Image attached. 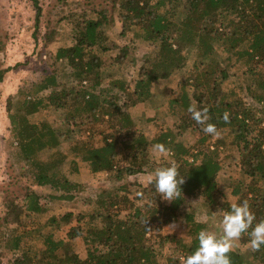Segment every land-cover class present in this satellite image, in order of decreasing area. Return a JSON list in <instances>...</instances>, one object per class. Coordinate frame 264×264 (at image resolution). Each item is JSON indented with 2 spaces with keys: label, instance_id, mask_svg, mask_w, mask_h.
I'll return each instance as SVG.
<instances>
[{
  "label": "trees",
  "instance_id": "trees-1",
  "mask_svg": "<svg viewBox=\"0 0 264 264\" xmlns=\"http://www.w3.org/2000/svg\"><path fill=\"white\" fill-rule=\"evenodd\" d=\"M108 2L114 10L119 9L122 26L119 35L125 37L134 25L138 31L134 32L133 39L151 49L138 68L133 90H128L123 81L102 86L97 55L98 51L108 52L110 42L102 20L91 17L85 18L82 24H74L72 46L59 48L56 57L67 61L71 67L69 77L75 84L60 88L56 74H46L33 84L15 112L9 113L11 133L21 149L20 161H24L30 173L31 184L37 189L49 188L52 193L44 197L57 201H72L81 189L77 180L79 162L85 163L93 174L104 172L109 178L123 182L126 176L152 172L174 161L179 177H184L179 198L168 205L161 203L152 181L141 189V195L135 197L132 205L137 200L146 203L132 206V212L122 217L120 204L126 205L129 200L120 191H127L126 184L106 188L87 201L89 205L93 201L94 207L77 217L84 227H74L65 241L56 240L52 233L44 234L41 231L44 226L36 221L20 222L22 217L46 211L39 190H28L20 202L6 203L0 225V248L4 254H18L13 264H180V258L191 254L197 246L196 234L207 228L198 222L195 213L188 211L190 200H201L208 214L222 207L227 210L232 202L217 181L223 170L218 150L222 142H210L211 136L199 127L208 123L217 131L232 133L240 148L237 157L240 171L250 180L248 184L234 182L229 189L230 196L235 202L247 199L256 220L264 219V127H260L264 122V0ZM175 3L186 11L179 23L173 21L175 9L168 8ZM136 49L131 42L128 49L120 50L115 62L122 64L130 50ZM220 52L226 57L220 58ZM189 61L190 75L183 95L168 102L167 114L173 119L172 126L149 136L134 123L129 112L131 107L145 106L151 100L154 83L183 72ZM128 62L132 66L136 63L135 60ZM232 78L239 83L231 81ZM46 91L49 94L41 96ZM245 97L251 101L250 105L243 102ZM69 100L72 113L68 125L73 120L85 119L84 115L86 119L101 116L109 123L110 132L104 135L100 147L82 141L70 148L69 154L55 150L50 161H45L42 154L56 149L61 144L60 138L49 122L37 126L28 116L54 103L61 109L67 108ZM190 108L206 109L208 119L197 123ZM225 113L227 121L223 119ZM197 125L200 137L194 150L184 146L180 138L190 128L195 131ZM72 131L67 128L63 135L69 139ZM157 143L166 148V159L159 164L152 162L149 154ZM213 145L215 148L211 149ZM125 160L129 163L121 165ZM71 218L72 214H67L63 220L68 222ZM181 220L187 226L186 238L166 235L159 238L155 247L152 235ZM54 223L56 220L51 218L50 226ZM76 238L82 239L85 258L76 252ZM248 239L246 234L238 239L244 249L230 251L231 264H264V246L252 250ZM166 246L172 249L173 256L162 259Z\"/></svg>",
  "mask_w": 264,
  "mask_h": 264
},
{
  "label": "rangeland",
  "instance_id": "rangeland-1",
  "mask_svg": "<svg viewBox=\"0 0 264 264\" xmlns=\"http://www.w3.org/2000/svg\"><path fill=\"white\" fill-rule=\"evenodd\" d=\"M37 5H36V4ZM172 5L168 8L175 9L174 23H179L185 16L184 7ZM37 8L40 15L37 17ZM118 10L112 8L108 0H0V225L2 224L3 212L6 203L10 201L20 202L24 193L28 190H39L43 199L41 203L45 207V212L38 215H31L20 218V222L27 224L36 221L38 225L44 226L41 230L44 234L52 233L56 240H67L69 232L74 227H84V223L77 220L78 214L90 210L94 207L87 203L94 198L101 190L106 188H118L121 184H126L127 191H120L121 196L128 198L126 205L120 204L121 216L130 214L134 207L142 206L144 201L137 200L132 205L135 197L141 195V189L148 187L152 179L151 172L140 173L134 176H126L123 182L109 178L104 172L93 174L89 167L79 162L80 174L78 181L81 189L76 193L72 201H57L50 197H44L52 193L49 188L37 189L32 185V178L24 164L20 161V147L11 133V123L9 113H14L17 105L28 96L33 84H37L46 74H56L60 88H70L75 83L69 77L71 67L65 60H57L59 48L72 46L71 28L76 23H81L85 18H97L102 20L107 36L110 38L108 52H99L98 57L101 62L99 74L103 87H107L114 81H123L132 91L135 81L138 78V68L142 65V59L150 53V48L138 40H134V32L138 27L132 25L125 37L120 36L122 30L118 17ZM82 24V23H81ZM131 42L137 46L136 51L129 52L122 64L115 62L120 55V50L124 47L128 49ZM226 55L220 52V58ZM128 60H135L134 66ZM190 61L188 67L180 73H175L169 80L156 81L152 89L151 100L144 106L138 104L130 109L131 117L139 129L149 136L159 134L172 126L173 119L167 114L168 102L183 95V88L189 78L191 69ZM237 82L236 78L231 81ZM229 85V84H228ZM58 87V90H61ZM227 87V86H226ZM50 91H46L41 96H47ZM244 97V95H242ZM120 100L119 104H122ZM246 105L251 101L243 98ZM60 105H48L39 112L28 116L32 124L40 126L44 122H49L56 130L61 144L54 150H45L42 159L50 161V157L57 150L58 152L69 154V149L79 146L83 142H89L92 146L100 147L103 144L104 135L110 132L109 123L106 118L100 116L97 119L89 118L77 119L68 125L70 114L72 113V102L69 100L67 108L61 109ZM13 110V111H12ZM12 111V112H10ZM205 125L199 127L203 129ZM196 127V125H195ZM260 127H264V122ZM73 130L70 138L63 135L66 129ZM198 125L195 131L188 129L180 138L184 146L194 149L199 139ZM255 134V129L251 128ZM211 136L210 142L219 144V161L223 165V170L219 173L217 181L223 193L229 200L235 202V198L229 194V189L236 181L248 184L250 180L242 171L237 159L240 148L234 142L232 133L229 130L217 131ZM214 146V145H213ZM215 148L211 147V149ZM71 150V149H70ZM195 150V149H194ZM151 161L155 164L166 159V154H154L150 150ZM71 156V155H70ZM127 161V160H125ZM121 163L128 164L129 162ZM189 161H191L189 159ZM63 169V168H62ZM67 171V166L63 169ZM160 196V195H159ZM161 203L168 205L160 196ZM189 212L195 213L198 222L206 224L208 230L218 231L220 227L218 211L208 214V208L202 205L199 199H191ZM72 214L70 221L65 222L63 217ZM54 218L56 223L50 226V220ZM98 225L99 221L96 222ZM10 224H12L10 222ZM187 226L184 221H178L162 228L159 233H154L156 240L155 247L158 246L160 237L175 236L186 238ZM149 236V235H148ZM158 239V240H157ZM153 240V243H154ZM76 252L81 258H85V246L81 238H76L74 242ZM243 248L241 242L236 240L232 249ZM172 249L167 246L163 249V257L173 256ZM18 254H4L0 248V264H13ZM164 261V260H162Z\"/></svg>",
  "mask_w": 264,
  "mask_h": 264
},
{
  "label": "clouds",
  "instance_id": "clouds-1",
  "mask_svg": "<svg viewBox=\"0 0 264 264\" xmlns=\"http://www.w3.org/2000/svg\"><path fill=\"white\" fill-rule=\"evenodd\" d=\"M192 118L197 123H203L208 119L206 109H189ZM223 119L227 121L228 115ZM206 134L215 135L217 130L211 123L203 127ZM154 154H164L166 148L162 144L152 146ZM154 182L155 191L165 201H176L179 198L184 177H179L174 161H169L165 166L156 167L150 174ZM225 202V199L222 200ZM220 227L218 231L201 229L196 234L197 246L191 254L181 257L180 264H231L229 256L234 242L243 234L248 236V244L252 250H258L264 246V219L256 220L247 199L239 202H231L227 210L220 208Z\"/></svg>",
  "mask_w": 264,
  "mask_h": 264
}]
</instances>
